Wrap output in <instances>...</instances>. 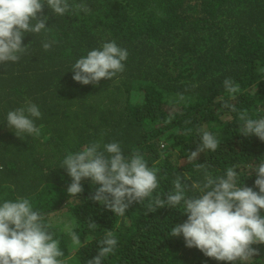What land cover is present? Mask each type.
Segmentation results:
<instances>
[{
  "label": "trees",
  "instance_id": "16d2710c",
  "mask_svg": "<svg viewBox=\"0 0 264 264\" xmlns=\"http://www.w3.org/2000/svg\"><path fill=\"white\" fill-rule=\"evenodd\" d=\"M68 3L89 11L57 15L45 7L46 28L25 34L28 48L18 62L0 64V205L27 198L59 241L64 264H87L107 231L117 244L102 264H232L171 236L173 226L187 219L183 201L154 213L149 208L174 192L177 175L187 185L186 197L199 195L193 185L202 187L206 173L225 176L230 167L238 186L253 187L264 141L239 131L241 113L264 118V0ZM110 41L128 51L123 72L95 86L74 81L76 60ZM226 78L239 85L234 97L223 86ZM28 102L42 114L35 120L40 133L18 138L6 116ZM205 131L219 141L217 150L205 149L189 162ZM93 142L101 150L118 142L126 157L138 151L158 170V187L123 216L90 199L99 185L89 178L82 179L77 196L67 193L71 178L61 168L63 159ZM90 218L95 229L88 227ZM71 232L80 245H73ZM251 247L258 254L236 264H264V244Z\"/></svg>",
  "mask_w": 264,
  "mask_h": 264
},
{
  "label": "clouds",
  "instance_id": "9594fccd",
  "mask_svg": "<svg viewBox=\"0 0 264 264\" xmlns=\"http://www.w3.org/2000/svg\"><path fill=\"white\" fill-rule=\"evenodd\" d=\"M57 15H64L70 9L89 11L84 4H69L68 0H0V64L18 62L27 52L28 44H22L25 34L40 33L46 28L48 15L44 8ZM55 41L43 43L49 50ZM128 57L127 49L119 47L115 41L103 43L72 65V79L82 85H97L101 79L111 80L123 72L122 63ZM229 94L239 91V85L231 78L223 81ZM224 107L234 106L227 103ZM37 105L28 102L26 106L9 111L6 116L8 128L14 129L16 137L28 133L39 135L40 128L35 120L41 117ZM244 122L239 133L245 137L255 135L264 141V118L251 119L243 113ZM219 141L205 131L201 144L189 152L187 160L196 161L205 149L216 151ZM197 168H205L197 163ZM71 178L67 193L77 196L83 191L82 179L89 178L99 185L90 199L102 204L118 216H123L133 203H138L158 187L157 171L147 166L143 156L133 151L124 155L118 142L103 145L93 142L78 153H69L62 167ZM253 187L238 186L237 173L233 168L226 170L225 176L215 177L206 173L203 186L193 185L199 195L186 197L187 185L179 175L173 181L174 192L163 198L157 197L149 212L166 206L175 207L183 201L187 219L172 228V237L182 236L185 246L199 249L206 257L216 261H248L258 254L253 244H264V162L255 171ZM42 215L33 211L27 198H17L15 202L5 201L0 205V264H64L58 259L64 255L59 241L42 223ZM89 219L88 227L96 228ZM73 245H80L78 234L71 232ZM117 240L114 233L107 231L99 241L97 254L87 264H102L104 258L114 252Z\"/></svg>",
  "mask_w": 264,
  "mask_h": 264
}]
</instances>
